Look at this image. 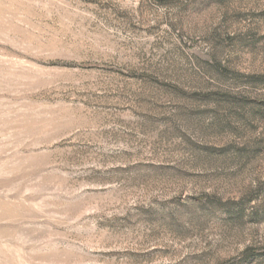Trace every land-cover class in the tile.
<instances>
[{
  "label": "rangeland",
  "instance_id": "1",
  "mask_svg": "<svg viewBox=\"0 0 264 264\" xmlns=\"http://www.w3.org/2000/svg\"><path fill=\"white\" fill-rule=\"evenodd\" d=\"M0 264H264V0H0Z\"/></svg>",
  "mask_w": 264,
  "mask_h": 264
}]
</instances>
